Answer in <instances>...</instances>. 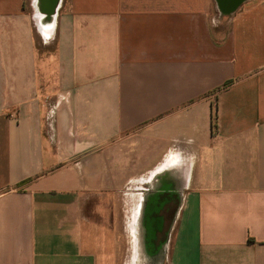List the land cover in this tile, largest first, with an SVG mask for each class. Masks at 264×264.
I'll use <instances>...</instances> for the list:
<instances>
[{"label":"crops","instance_id":"crops-1","mask_svg":"<svg viewBox=\"0 0 264 264\" xmlns=\"http://www.w3.org/2000/svg\"><path fill=\"white\" fill-rule=\"evenodd\" d=\"M42 14L0 0V264H264V0Z\"/></svg>","mask_w":264,"mask_h":264},{"label":"rangeland","instance_id":"rangeland-1","mask_svg":"<svg viewBox=\"0 0 264 264\" xmlns=\"http://www.w3.org/2000/svg\"><path fill=\"white\" fill-rule=\"evenodd\" d=\"M40 17L42 21L44 15L42 14ZM162 246V248L160 247V249L156 250L154 253L143 252V247V250H141L140 253L135 254V260L132 258L133 253H124L119 259V264H165L167 256V244L165 243ZM113 264H115V262ZM116 264H118V262Z\"/></svg>","mask_w":264,"mask_h":264},{"label":"water","instance_id":"water-1","mask_svg":"<svg viewBox=\"0 0 264 264\" xmlns=\"http://www.w3.org/2000/svg\"><path fill=\"white\" fill-rule=\"evenodd\" d=\"M61 0H38L39 9L43 13V21L52 22L57 14Z\"/></svg>","mask_w":264,"mask_h":264},{"label":"flooded vegetation","instance_id":"flooded-vegetation-1","mask_svg":"<svg viewBox=\"0 0 264 264\" xmlns=\"http://www.w3.org/2000/svg\"><path fill=\"white\" fill-rule=\"evenodd\" d=\"M170 203L171 202H169L168 205H167V208H168L167 209V213L170 214V215H172L174 213V211H175V207L172 206Z\"/></svg>","mask_w":264,"mask_h":264},{"label":"bare ground","instance_id":"bare-ground-1","mask_svg":"<svg viewBox=\"0 0 264 264\" xmlns=\"http://www.w3.org/2000/svg\"><path fill=\"white\" fill-rule=\"evenodd\" d=\"M41 16V15H40ZM52 29V28H51Z\"/></svg>","mask_w":264,"mask_h":264}]
</instances>
